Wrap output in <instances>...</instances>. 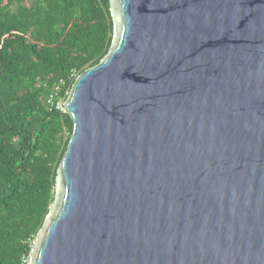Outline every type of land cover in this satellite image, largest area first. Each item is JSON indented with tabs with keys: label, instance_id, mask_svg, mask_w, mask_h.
I'll use <instances>...</instances> for the list:
<instances>
[{
	"label": "water",
	"instance_id": "obj_1",
	"mask_svg": "<svg viewBox=\"0 0 264 264\" xmlns=\"http://www.w3.org/2000/svg\"><path fill=\"white\" fill-rule=\"evenodd\" d=\"M110 4L30 264H264V0Z\"/></svg>",
	"mask_w": 264,
	"mask_h": 264
},
{
	"label": "trees",
	"instance_id": "obj_2",
	"mask_svg": "<svg viewBox=\"0 0 264 264\" xmlns=\"http://www.w3.org/2000/svg\"><path fill=\"white\" fill-rule=\"evenodd\" d=\"M110 0H0V264H24L74 131L66 102L114 39ZM57 102V100H56Z\"/></svg>",
	"mask_w": 264,
	"mask_h": 264
},
{
	"label": "built area",
	"instance_id": "obj_3",
	"mask_svg": "<svg viewBox=\"0 0 264 264\" xmlns=\"http://www.w3.org/2000/svg\"><path fill=\"white\" fill-rule=\"evenodd\" d=\"M60 92H61V89H60V87L57 86L55 91L50 96H48L47 102L51 107H55L59 110L65 111V102L62 100L58 101V98L60 96ZM56 100H57V102H56ZM30 259H31V257L29 259H24L23 263L24 264H30Z\"/></svg>",
	"mask_w": 264,
	"mask_h": 264
}]
</instances>
